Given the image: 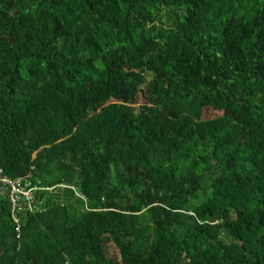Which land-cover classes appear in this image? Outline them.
I'll use <instances>...</instances> for the list:
<instances>
[{
    "label": "trees",
    "instance_id": "16d2710c",
    "mask_svg": "<svg viewBox=\"0 0 264 264\" xmlns=\"http://www.w3.org/2000/svg\"><path fill=\"white\" fill-rule=\"evenodd\" d=\"M0 168V264H264V0H0Z\"/></svg>",
    "mask_w": 264,
    "mask_h": 264
},
{
    "label": "built area",
    "instance_id": "2783aa9c",
    "mask_svg": "<svg viewBox=\"0 0 264 264\" xmlns=\"http://www.w3.org/2000/svg\"><path fill=\"white\" fill-rule=\"evenodd\" d=\"M58 186L64 188L69 185L61 183ZM54 187L39 185L30 174L11 177L0 168V195L8 200L9 216L18 234L25 221V214L40 210V205L44 199L40 198L38 193L41 190L54 192ZM69 187L74 188L71 185Z\"/></svg>",
    "mask_w": 264,
    "mask_h": 264
},
{
    "label": "rangeland",
    "instance_id": "374dc122",
    "mask_svg": "<svg viewBox=\"0 0 264 264\" xmlns=\"http://www.w3.org/2000/svg\"><path fill=\"white\" fill-rule=\"evenodd\" d=\"M149 78H150V73L147 74V79H149ZM138 102H145V99L141 94L138 96ZM136 105H138V104H133L134 107H136ZM215 115H218V112L214 111L213 108H211L210 106L204 107L203 112H202L203 118H209V117H213Z\"/></svg>",
    "mask_w": 264,
    "mask_h": 264
}]
</instances>
